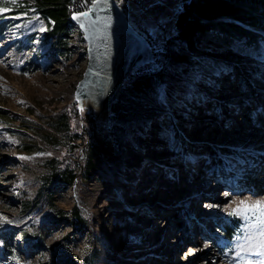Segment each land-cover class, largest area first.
Here are the masks:
<instances>
[{"label":"rangeland","instance_id":"obj_1","mask_svg":"<svg viewBox=\"0 0 264 264\" xmlns=\"http://www.w3.org/2000/svg\"><path fill=\"white\" fill-rule=\"evenodd\" d=\"M183 5L184 0L133 2L135 27L158 56L166 50L187 59L166 67L156 59L130 75L125 87L162 67L164 82L122 95L126 119L142 123L123 133L124 166L110 174L100 164L89 169L86 145L93 140L118 152L113 129L122 126L106 123L112 112L103 119L73 105L88 61L83 33L71 24L65 45L56 50L46 36L47 18L6 15L10 27L0 42V225L9 238L0 239V264H264V256L221 244L228 216L262 229L257 216L234 212L241 202L264 203V154L243 151L264 134V74L256 77L254 60L219 42L215 32H198L194 49L166 48ZM243 13L237 15L254 19ZM188 80L194 83L190 92ZM61 114L69 115V130L49 124ZM218 128L224 132L208 140ZM236 129L241 132L234 135ZM192 133L202 138L192 139ZM25 144L35 146L24 151ZM244 165H260L261 171L246 172ZM56 166L74 169L75 183L61 182ZM216 179L220 183L209 187ZM76 207L86 229L73 221ZM32 238L39 247H29Z\"/></svg>","mask_w":264,"mask_h":264},{"label":"trees","instance_id":"obj_2","mask_svg":"<svg viewBox=\"0 0 264 264\" xmlns=\"http://www.w3.org/2000/svg\"><path fill=\"white\" fill-rule=\"evenodd\" d=\"M9 1L11 0H0V7L7 10L6 14L0 16V42L5 35L6 29L10 27L11 20L6 15H11L13 17L23 15L25 18H31L32 15L39 14L48 19L49 27L46 36L52 40L54 45L53 48L57 50V48L59 49V47L65 45V42H63L62 39H65L68 36V28L72 24V12H70L69 7L73 0H17L16 4H12ZM92 1L93 0H90V2ZM238 12H245L243 15L250 14L254 19L250 20L245 17L240 18V14L239 16L237 15ZM238 18L241 20L238 21ZM176 23L178 30L176 31V34L172 36L174 38L171 37L168 39L166 48L167 46L174 48L180 44H184L187 48L194 49V39L198 32H215L217 33L216 39L219 42H222L227 47L242 49L241 51L243 53L247 54L254 60L255 64H253V72L256 77L259 78L262 73L264 74V68L259 66V61L263 58L264 0H184L182 11L178 16ZM150 42L154 48L155 54L158 56L159 53L156 51L151 40ZM251 49L254 50V56L250 53ZM164 53V56H158L157 58V62H159L162 67L187 59V56H171L166 50ZM164 57L169 59V61H164ZM261 65L264 66V62H261ZM146 66L137 68L131 73V76L137 71L143 70ZM162 67L160 68L159 73L152 69L150 74H142L140 79L134 81V84L131 86L125 87L126 83L123 84L119 98L106 121V123L118 122V124L122 126L123 131L120 130L117 132L113 129L118 138L119 150L115 153L108 152L103 150L95 141L90 140L88 141V144L86 141L85 143L87 144L86 146L88 147L89 155V169L96 168L97 165L99 166L100 164L99 167L102 172L103 170L109 171L110 174L115 171V169L121 170L123 168V144L125 140V135L123 133H129L131 127H137L142 123V120L134 119L131 121L126 119L121 97L125 93L138 92L140 89L142 90L144 84L150 86L155 82L158 85L161 82L163 83L164 76L161 73ZM196 75L197 73L193 76ZM185 83V89L188 92H190V90L192 91V86H194L193 81L188 80ZM248 89H251L253 95L257 93L251 85L248 86ZM73 105L74 109L78 106L77 103H74ZM261 109L264 111V102ZM144 121L149 120L144 118ZM49 122L54 130L66 131L67 129H70V118L68 114H61L57 118L53 117ZM89 129L90 127H87L86 129L88 135ZM36 132L39 133L38 130H36ZM43 137L47 138L48 134H45ZM42 144L40 146H42ZM34 146V144H25L23 149L24 151H30ZM62 170L64 171H59V167L56 166V172L61 173H56L59 180L65 185H73L78 178V174L75 173L74 169L71 170L66 168ZM72 217L73 221L79 222V224L83 225L85 228V221L81 217L79 207H76L73 211ZM260 231L259 225L243 222L239 217L231 215L225 218L224 225L221 228V244L226 245V248L231 251L237 249L243 254L254 255L253 253L256 250L255 246L261 240H264V237L260 236ZM248 237H251L250 241L247 239ZM8 238V230L0 225V239L5 242ZM241 244L245 246L243 249L238 247ZM249 244L252 245L250 250ZM39 246L40 242L37 239L32 238L29 247L35 249Z\"/></svg>","mask_w":264,"mask_h":264},{"label":"water","instance_id":"obj_3","mask_svg":"<svg viewBox=\"0 0 264 264\" xmlns=\"http://www.w3.org/2000/svg\"><path fill=\"white\" fill-rule=\"evenodd\" d=\"M85 12L87 16L82 15ZM85 12L71 15L87 42L88 54L74 96L79 110L95 111L104 119L131 73L154 63L157 55L150 39L130 23L119 0H93Z\"/></svg>","mask_w":264,"mask_h":264},{"label":"bare ground","instance_id":"obj_4","mask_svg":"<svg viewBox=\"0 0 264 264\" xmlns=\"http://www.w3.org/2000/svg\"><path fill=\"white\" fill-rule=\"evenodd\" d=\"M223 82V81H222ZM212 93L213 92H210L209 94L210 95H212ZM201 108V107H200ZM203 108V107H202ZM201 108V109H202ZM230 125H234V124H230ZM232 129V128H231ZM232 131V130H231ZM245 131V130H244ZM222 132H224L223 130H220L219 128L217 129V131L216 132H211V133H209L208 134V137H207V139L208 140H213L215 137H217V136H219V134H221ZM228 132H230V131H228ZM241 132V129H236V130H234L232 133L235 135V134H239ZM264 133V132H263ZM260 135V134H259ZM257 136H258V134H257ZM264 134H261L260 136H259V139L256 141V145H255V147H244L243 148V151L246 153V154H248L249 155V153L251 152V153H253V156H257L258 155V153H261V155L262 154H264ZM191 138L192 139H201L202 138V135L201 134H199V133H192L191 134ZM256 138H254V140H255ZM149 150H147V152H148ZM8 167H9V163L7 162V163H4L3 165H2V168L4 169V170H6V169H8ZM243 169L244 170H246V172H249V173H251L250 172V166H248V165H244L243 166ZM253 172H260L261 171V166L260 165H258L254 170L253 169H251ZM262 179L259 181V182H263L264 181V175L262 174ZM194 178H196V177H194ZM197 179V178H196ZM196 179H195V182H196ZM254 181H258V180H254ZM253 181V182H254ZM191 183L190 185H188V187H189V189H192V188H194V187H196L197 185H198V183ZM216 182V183H215ZM215 182H211L210 184H209V187L211 186V188L213 187V185H216L217 183H220V180H217L216 179V181ZM218 185V184H217ZM223 187V185L221 184V187L220 188H222ZM216 197H218L217 196V194H216ZM213 206H214V204L213 203H209L208 204V209H213Z\"/></svg>","mask_w":264,"mask_h":264},{"label":"snow or ice","instance_id":"obj_5","mask_svg":"<svg viewBox=\"0 0 264 264\" xmlns=\"http://www.w3.org/2000/svg\"><path fill=\"white\" fill-rule=\"evenodd\" d=\"M17 0H11L12 4H16ZM6 9L3 7H0V12L5 11ZM82 15L87 16L88 13H82ZM77 17H74L76 19ZM21 159H24V157H21ZM251 213L252 215L257 216V219L259 221V224L262 226V229L260 231V236L264 237V203L257 202L255 205H244L243 202H241V207L235 210L234 214L243 215L245 218L248 217V214ZM249 241L251 240V237L247 238ZM238 247L244 248L245 246L243 244L239 245ZM256 250L254 251V255L257 256H264V240H261L256 246ZM252 248V245L249 244V250ZM239 255V253H237Z\"/></svg>","mask_w":264,"mask_h":264},{"label":"built area","instance_id":"obj_6","mask_svg":"<svg viewBox=\"0 0 264 264\" xmlns=\"http://www.w3.org/2000/svg\"><path fill=\"white\" fill-rule=\"evenodd\" d=\"M133 2H134V0H119V5L124 9L130 23L135 27V25L137 23H136L135 19L133 18L135 15V10L133 8ZM90 4H91L90 0H74L72 5L70 6V11L72 13L85 12L89 9ZM150 18H153V17L150 16ZM137 30H139V29H137ZM143 34H144V32H143Z\"/></svg>","mask_w":264,"mask_h":264}]
</instances>
